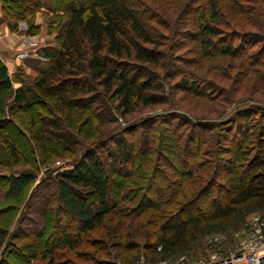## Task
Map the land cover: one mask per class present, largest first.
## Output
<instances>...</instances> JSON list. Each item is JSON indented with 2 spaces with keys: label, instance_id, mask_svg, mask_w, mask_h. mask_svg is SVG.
Listing matches in <instances>:
<instances>
[{
  "label": "trees",
  "instance_id": "1",
  "mask_svg": "<svg viewBox=\"0 0 264 264\" xmlns=\"http://www.w3.org/2000/svg\"><path fill=\"white\" fill-rule=\"evenodd\" d=\"M46 1L0 0L8 30L49 15L55 42L34 76L0 60L1 249L157 262L264 209V0Z\"/></svg>",
  "mask_w": 264,
  "mask_h": 264
},
{
  "label": "rangeland",
  "instance_id": "2",
  "mask_svg": "<svg viewBox=\"0 0 264 264\" xmlns=\"http://www.w3.org/2000/svg\"><path fill=\"white\" fill-rule=\"evenodd\" d=\"M50 0H47L46 3L48 4ZM50 18L49 15H42L40 13H38L36 15V20L35 22L37 24H39V27L36 31V34L35 35H26V34H21V33H16V32H11L9 30V33H4L3 32H0V36L3 37L1 38L2 41H5L6 43H10L13 48H16L18 50H30L31 47H29L28 45H31L33 44V41L37 42L38 45L39 43L42 44H52L54 43L55 45V42H52V37L50 34H48V25H47V21L48 19ZM0 22H2L0 20ZM4 23V22H2ZM5 24V23H4ZM24 24L23 23H20V28H24ZM35 42V43H36ZM38 45L36 47H38ZM40 45V46H41ZM33 48V47H32ZM35 48V47H34ZM29 52V51H28ZM32 58H29V59H26V60H31ZM25 61H23L22 63L19 62L17 65H13V67L9 68V74L13 77V75L16 73L17 71V68H26V74L30 75V76H34L36 73L34 72L33 69H31L30 67H25ZM16 86H18V83L13 81L12 83V87L15 88ZM0 100H2L5 104H7L8 101H10V98H8V93L7 92H2L0 94ZM187 102L188 104L191 103L192 105H194L196 102H198L196 99H187ZM198 103H200V107L202 106L201 103L202 101H199ZM187 104V103H185ZM195 108V107H194ZM232 108V107H230ZM156 112H159V111H156ZM197 113H200L201 110L200 108L198 109V111H196ZM230 112H227V115L229 114ZM5 116L6 115H9L8 114V110L5 109ZM1 116V115H0ZM22 128L27 131L28 129L26 128V126H22ZM42 175V174H41ZM37 186V181H35L28 189L27 191L23 194V197H22V200H21V203L20 205L17 207V210L15 212V216L16 218L20 217L19 215H22V208H23V205L25 204V201L26 199L28 198V195H30V191L31 190H34V188ZM264 214V209L263 210H256V211H252V212H249L247 213L243 220L240 222V224L235 227V228H232L230 230H228L227 232L225 233H222L221 235H224L227 237V239H231V234L233 232H236V231H244L248 228L247 226V223H248V220L253 216V215H262ZM15 218V220H16ZM21 218V217H20ZM17 223L16 221L14 222L13 220L11 221L10 225L8 226V229H9V232L13 230V228H15L14 226H16ZM213 234L211 235H208V237L206 238L205 242L202 244V246L197 249L194 253V256H191V255H186V256H181V257H177V258H165L164 260L162 261H157V262H149L146 257L144 256V253H139V255L137 257H135L131 262H135V261H143L145 262L146 264H191L193 263L194 261L198 260V259H202V258H205L210 252L214 251V250H210L208 248H206V241L207 239L212 236ZM17 245L20 246L21 248L19 249V251H17V253H10V254H7L8 250L12 247L6 245V247L4 248H0V262H3V264H25L24 261H22V259L20 258V255H22L23 253L27 252V249L24 248V245L20 244L17 242ZM230 243L229 242H223L222 244H220L218 246L217 249H221V250H225L227 249L228 247H230ZM16 247V248H15ZM14 249H17V246H14ZM184 258L183 260H181V258ZM183 261V262H182ZM77 262H81V261H77ZM122 264V262L120 263ZM127 264V263H125Z\"/></svg>",
  "mask_w": 264,
  "mask_h": 264
},
{
  "label": "built area",
  "instance_id": "3",
  "mask_svg": "<svg viewBox=\"0 0 264 264\" xmlns=\"http://www.w3.org/2000/svg\"><path fill=\"white\" fill-rule=\"evenodd\" d=\"M35 42L33 41L31 45H36L37 42ZM247 226L246 230L231 234L230 247L225 250L216 249L205 258L198 259L191 264H264V214L253 215L248 220ZM226 241L227 237L221 234L212 235L208 239L211 245H220ZM183 259L182 257L181 260ZM127 264L146 263L135 261Z\"/></svg>",
  "mask_w": 264,
  "mask_h": 264
},
{
  "label": "crops",
  "instance_id": "4",
  "mask_svg": "<svg viewBox=\"0 0 264 264\" xmlns=\"http://www.w3.org/2000/svg\"><path fill=\"white\" fill-rule=\"evenodd\" d=\"M9 33V30L7 26L0 22V32ZM3 37L0 36V60L6 65L8 71L9 68L13 67V65H17L19 62L25 61V59H37L38 56L36 54V49L39 48L41 43H38L36 45H28L31 47L30 50L23 51L18 50L16 48H13V46L10 43H6L5 41H2ZM38 45V47H36ZM33 47V48H32ZM35 47V48H34ZM29 51V52H28ZM26 71V68H24Z\"/></svg>",
  "mask_w": 264,
  "mask_h": 264
}]
</instances>
